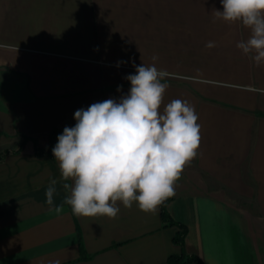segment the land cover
<instances>
[{"label": "crops", "instance_id": "crops-1", "mask_svg": "<svg viewBox=\"0 0 264 264\" xmlns=\"http://www.w3.org/2000/svg\"><path fill=\"white\" fill-rule=\"evenodd\" d=\"M213 8L223 11L220 0H0V155L11 152L0 162V264H169L182 254L163 203L153 214L117 201L115 218L45 203L60 171L35 147L74 127L75 111L127 94L142 63L168 73L161 111L180 99L198 116L197 155L166 205L188 228L186 253L264 264V65L236 47L249 29L214 22Z\"/></svg>", "mask_w": 264, "mask_h": 264}, {"label": "clouds", "instance_id": "clouds-1", "mask_svg": "<svg viewBox=\"0 0 264 264\" xmlns=\"http://www.w3.org/2000/svg\"><path fill=\"white\" fill-rule=\"evenodd\" d=\"M220 2L223 11L213 8L214 22H240L249 29L248 38L236 47L257 67L264 65V0ZM215 46L213 41L206 44ZM167 76L155 63H142L135 74L125 77L131 86L119 100L107 99L75 111V126L65 127L52 148L60 180L50 178L45 190L50 212L60 214L68 205L76 216L115 218L121 201L125 208L136 202L141 211L155 214L175 196L176 181L197 155L200 125L187 100H172L161 111L168 88L161 81ZM61 181L67 194L56 204Z\"/></svg>", "mask_w": 264, "mask_h": 264}, {"label": "trees", "instance_id": "trees-1", "mask_svg": "<svg viewBox=\"0 0 264 264\" xmlns=\"http://www.w3.org/2000/svg\"><path fill=\"white\" fill-rule=\"evenodd\" d=\"M63 130L60 129H55L52 131L50 135V147L48 149H39L37 146L35 147V154L37 157H42L45 155L50 156L51 158L54 159V156L52 154V148L56 145L57 143V137L58 135L62 134ZM30 138H25V143L29 141ZM25 143L21 146V148L14 152L15 154H20L24 148H25ZM11 152H6L3 155H0V162H2ZM170 201V198L164 201L162 204V221L165 227L168 226H176L179 228V232L176 234L174 238V244L177 246H180L183 249V252L181 255H173L169 258L168 263L169 264H204L197 256L195 255H190L186 253L185 251V239L188 234V228L173 220V218L168 214L166 210V205ZM80 246H81V251L82 254L85 255L84 252V246L80 240Z\"/></svg>", "mask_w": 264, "mask_h": 264}]
</instances>
